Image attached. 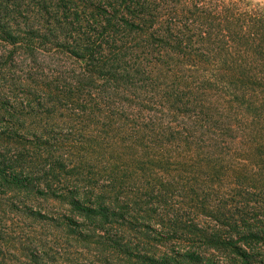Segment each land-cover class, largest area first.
<instances>
[{"label": "trees", "instance_id": "1", "mask_svg": "<svg viewBox=\"0 0 264 264\" xmlns=\"http://www.w3.org/2000/svg\"><path fill=\"white\" fill-rule=\"evenodd\" d=\"M13 7L39 35L47 23L64 37L53 53L75 61L38 89L81 102L79 115L97 114L103 143L113 140L107 184L85 178L77 192L99 200L74 207L114 218L124 234L140 220L164 243L205 247L179 256L192 264H264V5L0 0V13Z\"/></svg>", "mask_w": 264, "mask_h": 264}, {"label": "rangeland", "instance_id": "2", "mask_svg": "<svg viewBox=\"0 0 264 264\" xmlns=\"http://www.w3.org/2000/svg\"><path fill=\"white\" fill-rule=\"evenodd\" d=\"M22 12L0 13V24L13 32L5 37L0 31V264H192L179 256L208 254L200 245L164 243L159 228L144 229L140 220L124 234L114 218L74 207L93 208L99 200L77 192L85 178L107 184L117 164L113 140L103 143L109 130L97 114L79 115L81 102L70 105L61 91L38 89L51 82L56 66L75 61L53 53L57 44L66 49L64 37L53 39L47 23L39 35L38 23ZM23 39L41 49L35 55L22 49ZM219 257L214 261L223 264Z\"/></svg>", "mask_w": 264, "mask_h": 264}]
</instances>
